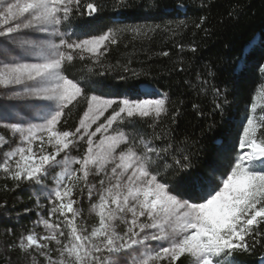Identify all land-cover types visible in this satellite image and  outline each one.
I'll return each mask as SVG.
<instances>
[{
  "label": "trees",
  "instance_id": "16d2710c",
  "mask_svg": "<svg viewBox=\"0 0 264 264\" xmlns=\"http://www.w3.org/2000/svg\"><path fill=\"white\" fill-rule=\"evenodd\" d=\"M79 3V13L73 5L71 26L65 28L67 22L60 26V32L67 33L65 39L91 40L107 32L116 43L106 49L101 47L97 53L74 52L71 64L65 63L62 75L77 83L81 94L78 103L73 101L66 106L53 131L75 132L92 96L117 101L137 99L143 88L167 93L168 116L148 122L141 120L131 127H118L114 122L112 132L123 133L129 140L133 133L138 135L135 145L124 148L121 144L120 152L139 153L142 139L156 149L171 145L177 152H191L193 167L204 169L214 159L223 162L225 152L239 154L237 139L242 137L246 117L253 119L257 137L264 131V0H79ZM89 3L96 5L97 11L86 16L85 6ZM126 67L132 71H125ZM94 77L103 82L102 88L89 89L81 83ZM109 113L111 109L104 118ZM12 124L5 125L0 118V264H49V258L59 262V246L40 237H59L61 231L67 236L73 227L77 234H90L98 227L99 197L106 195L112 184L108 167L99 171L93 166L83 168L80 161L87 148L84 137L74 142L75 147L70 144L57 154L55 166H42L47 173L39 185L27 180L17 183L11 179V172L4 171V162L15 168L19 148L26 150L25 156H38L40 143L38 139L31 144L24 142L21 134L11 130ZM154 134L167 144L154 139ZM222 140L226 141L223 152L218 150ZM46 141L47 134L44 154L51 159L53 149ZM85 171L87 176L83 175ZM57 188L61 197L54 196ZM69 202L75 217L67 209L49 215L53 205L60 208ZM45 220L48 226L44 225ZM52 225H59V229L53 230ZM126 226L125 215L114 223L121 235ZM254 227L264 229L260 224ZM28 235L39 238L36 246L27 242ZM260 235H264V230ZM40 244L47 245V255ZM262 244L264 241L258 235L257 243L236 256V260L239 264H262ZM113 255L117 254L104 253L105 264ZM230 261L231 257H225L221 264ZM190 263L188 256L174 262ZM64 264L70 261L65 258Z\"/></svg>",
  "mask_w": 264,
  "mask_h": 264
},
{
  "label": "snow or ice",
  "instance_id": "6c2138e0",
  "mask_svg": "<svg viewBox=\"0 0 264 264\" xmlns=\"http://www.w3.org/2000/svg\"><path fill=\"white\" fill-rule=\"evenodd\" d=\"M5 3L6 6L0 10V22L8 24V21H13L14 26L9 25L0 30V37L5 38L6 43L25 49L26 58L37 62H20L17 59L12 64H5L0 69V84L11 90L9 100L50 103L49 110L42 117L43 123L33 125L29 121L20 120L11 125V130L21 134L24 142L31 144L34 139H38L40 154L35 157L25 156L26 150L19 148L16 167L10 168L5 161L3 169L6 173L11 172V179L17 183L27 180L39 185L47 173V168L42 166H55L57 154L68 149L70 144L75 147L74 142L85 139L81 135L83 121L75 132L53 131L64 116L66 106L73 104V101L78 103L77 97L81 94L80 86L62 75L66 71L65 63L71 64L74 52L79 55L85 48L89 53L97 52L102 46L106 49L115 44L116 40L107 32L91 40L68 42L65 39L67 33H61L59 27L63 22H67L64 23L65 28L71 26L73 5L76 13H79V0H5ZM96 11L94 4L85 6L86 16L94 15ZM22 29H30L39 34L51 33L59 38L60 43L54 44L50 39H22L20 37L27 35ZM125 71L132 70L126 67ZM81 83L89 89L103 87V82L98 77ZM216 94L219 95V92ZM138 95L162 98L104 100L103 108L111 109L112 114L105 118V123L97 126L95 133H87V148L80 161L83 168L91 165L93 168L103 169L111 160L114 165L111 172L114 176L117 169H120L121 177L124 172L128 173L123 177L127 181L126 185L121 191L122 180L117 178L106 195L99 197V223L90 234H77V229L73 227L69 229L67 236L61 231L59 237L51 235L42 238L55 241L59 246L61 260L56 262L49 258V264H64L65 258L70 264H105V252L118 255L125 249L149 241L160 242L161 247L155 252V257L163 261V264H174L185 255L195 258V264H221L225 257H231L230 264H239L236 256L243 255L255 245L258 235L264 241V235H260L264 229L254 227L257 224L264 225V131L257 137L253 119L246 117L242 137L237 139L239 154L230 155L225 152L223 162L214 159L204 169L193 167L191 157L194 154L191 152H177L171 145L156 149L142 139V150L139 153H125L121 150L116 157L118 141L115 138H111L107 144L100 140L94 153L90 137L96 133L103 135L114 122L118 127H131L141 120L148 122L158 120L162 115L168 116L167 93L145 88ZM91 100L98 101V97L92 96ZM252 108H255L254 104ZM89 111H92L91 107ZM25 123L28 124L26 129L22 127ZM45 134L47 144L53 149L51 159L50 155L44 154ZM118 135L122 137L120 143L124 148L135 145L138 139L135 133L130 140L123 133ZM154 139L160 141V137L155 134ZM160 142L167 144L166 140ZM225 143L226 141H221L219 151L223 152ZM27 151L30 152L31 149ZM83 175L87 176L88 172L85 171ZM54 196L61 197L60 188L56 189ZM109 202L115 205V212L120 213V217L112 211L106 215L105 209ZM64 209L75 217L71 202L61 204L60 208L53 205L48 210L49 215ZM128 213L132 220L121 235L114 223ZM140 217L150 222L138 223ZM106 220L109 221L107 225ZM43 223L48 226L47 220ZM51 227L53 230L59 229V225ZM38 239L34 235L26 237L27 242L33 246L37 245ZM65 240L67 243H64ZM164 243L167 246H163ZM261 246L264 247V244ZM39 247L47 255V245L40 244Z\"/></svg>",
  "mask_w": 264,
  "mask_h": 264
},
{
  "label": "rangeland",
  "instance_id": "374dc122",
  "mask_svg": "<svg viewBox=\"0 0 264 264\" xmlns=\"http://www.w3.org/2000/svg\"><path fill=\"white\" fill-rule=\"evenodd\" d=\"M11 2H15V0H11ZM6 6L5 0H0V10L3 9V7ZM14 26L13 21H8V24H4L0 22V30L5 29L7 26ZM22 32H26L27 35H24L20 38L22 39H28V40H43V39H50L52 43L59 45L60 42H58L59 38L57 36L51 35V33L48 34H39L35 33L33 30H21ZM60 31V27H59ZM15 35V34H13ZM103 47V46H102ZM101 49V48H100ZM99 49V50H100ZM98 50V51H99ZM84 51H87L85 48ZM97 51V52H98ZM88 52V51H87ZM93 52V53H97ZM19 60L20 62H37L36 60H29L26 58V52L25 49L20 48L18 45L6 43L5 38L0 37V69L4 68L5 64H12L16 60ZM145 88L141 89L144 90ZM155 91V90H153ZM11 95V90L7 87H5L3 84H0V118L4 121L5 125H8L10 123H18L20 120H26L29 121L33 125H39L43 123L42 117L47 113L49 110V103L50 102H42V101H32V102H21V101H15V100H9L8 97ZM98 97V96H97ZM141 98H162L157 96H148V97H141L139 96L137 99ZM137 99H129V100H137ZM104 100H113L112 98H104V97H98V101H92L89 104L88 110H87V116L84 115L82 121L84 124V128L81 131V135L89 138L87 133L93 132L95 133V130L98 125L105 123L104 115L106 112L110 109H104L102 106V102ZM123 100V99H122ZM121 100V101H122ZM91 107L92 111H89V108ZM101 112L103 114H101ZM112 113H109L108 116H110ZM25 129L28 127V124L25 123L22 125ZM80 127V126H79ZM112 127V126H111ZM111 127L108 129L107 132H105L103 135L101 133H96L94 136L90 137L93 141L92 148L95 153L97 147L100 144V140H104L105 144L109 142L111 138H115L118 141L115 155L118 157L120 155L119 146L122 144L120 141L122 140V137H120L119 133H114L111 131ZM103 131V130H102ZM127 153V151L125 152ZM118 162V161H117ZM91 166V165H90ZM113 162L110 160L103 169L96 168V170H104L108 167V176L112 179V184L116 182L117 178H121L122 184H121V191L123 190L124 186L126 185L127 181L123 179V177H126L128 175L127 172L123 173V177H121V171L120 169H117V173L114 176L111 172V168L113 167ZM112 184L110 188L112 187ZM108 190L106 191V193ZM115 195V192L113 193ZM109 208H106V215L109 213V211H112L114 214L115 212V205L111 204V202L108 203ZM125 220L127 222V226L125 227V231L127 227L129 226V222L132 220V216L130 213L125 215ZM138 223H149L150 221L146 220L144 217H140L137 221ZM163 233H161L162 235ZM36 236V235H34ZM37 237V236H36ZM44 236H41L42 239ZM39 242V239L37 240V244ZM163 246H167L166 243L163 244ZM161 247L160 242L156 241H149L145 242L142 245L133 246L132 248L126 249L119 255H113L111 256V260L108 264H163V261L156 259L155 252L159 251V248ZM146 252L147 255L145 256L143 253ZM187 256V255H185ZM151 257V259H149ZM182 257V256H181ZM180 257V258H181ZM191 260L190 264H195V258L188 256Z\"/></svg>",
  "mask_w": 264,
  "mask_h": 264
},
{
  "label": "bare ground",
  "instance_id": "6f19581e",
  "mask_svg": "<svg viewBox=\"0 0 264 264\" xmlns=\"http://www.w3.org/2000/svg\"><path fill=\"white\" fill-rule=\"evenodd\" d=\"M150 89V88H149Z\"/></svg>",
  "mask_w": 264,
  "mask_h": 264
}]
</instances>
